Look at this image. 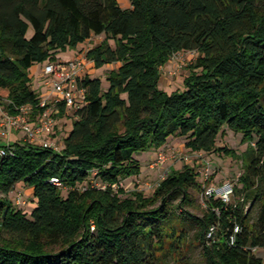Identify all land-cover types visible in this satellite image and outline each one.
I'll list each match as a JSON object with an SVG mask.
<instances>
[{
	"label": "trees",
	"instance_id": "16d2710c",
	"mask_svg": "<svg viewBox=\"0 0 264 264\" xmlns=\"http://www.w3.org/2000/svg\"><path fill=\"white\" fill-rule=\"evenodd\" d=\"M101 35L86 56L116 67L107 87L88 73L80 80L86 102L72 108L62 148L0 144V264H190L192 223L206 264H264V0H0L4 107L29 105L35 120L46 107L30 68ZM180 51L198 57L169 93L161 68ZM227 128L248 143L244 169L231 201L206 197L203 217L187 209L202 190L189 165L150 195L120 185L141 174L137 155L173 137L234 153L217 145ZM22 185L33 191L30 212L13 199Z\"/></svg>",
	"mask_w": 264,
	"mask_h": 264
},
{
	"label": "rangeland",
	"instance_id": "374dc122",
	"mask_svg": "<svg viewBox=\"0 0 264 264\" xmlns=\"http://www.w3.org/2000/svg\"><path fill=\"white\" fill-rule=\"evenodd\" d=\"M119 2L123 7H128L130 3L129 0H119ZM103 38L104 35L95 36L92 40H89L76 48L78 51L77 53L74 52L73 56L88 50L95 44L99 43ZM71 51L72 49H68L61 52L59 57L64 58L69 56ZM197 57V51H180L176 53L171 60L161 68V88L169 93L176 89H182L184 87V78L189 73V66L197 60ZM46 63L47 61L36 63L30 68L33 88L39 93H41L42 90L43 92L48 91L47 86H45L48 81L44 72V65ZM115 67L116 65H105L100 68H95L93 65H90L86 73L92 77H100L103 81L104 87H107V73L111 68ZM1 102H3V100H1ZM73 111L74 109H69V113L66 115L67 120L65 122H60V118H57V126L51 138L60 149L63 145V133L65 130H69L72 126L73 118L71 115ZM0 144H3L2 140H0ZM217 145H226L227 147L233 149L234 153L228 154L223 152L207 153L192 151L185 146V138L173 137L160 149L153 148L137 155L141 164V174L121 181L120 185L128 193L133 190H139L147 195H150L159 183L171 172V170H181L185 165H189L198 173V181L202 184V190L196 189L191 191L193 201L192 205L188 206L187 209L197 218H201L207 211V188L210 186L220 187L229 180L236 182L237 178L244 169V154L247 150L248 143L243 141L242 133H237L227 128L226 132L218 137ZM161 149H164L168 158L164 163H157L158 153ZM207 168L210 169V176L208 181H205L204 173ZM63 193L66 195L67 190H64ZM19 196L21 197L20 203L17 202ZM13 199L23 210L28 212L32 210L34 205L32 189L24 185L18 186L15 193H13ZM248 208H250V204H248L246 209ZM258 210V206L251 208V215L253 218L257 217ZM198 230L199 226L197 223L190 224V236L187 243L189 248L186 250V256L188 261H190V264H206L202 245L197 239ZM258 254L264 256V250L258 251Z\"/></svg>",
	"mask_w": 264,
	"mask_h": 264
},
{
	"label": "built area",
	"instance_id": "2783aa9c",
	"mask_svg": "<svg viewBox=\"0 0 264 264\" xmlns=\"http://www.w3.org/2000/svg\"><path fill=\"white\" fill-rule=\"evenodd\" d=\"M90 63L92 61L87 58L86 51L69 59L58 58L54 61H47L44 65V72L48 78L46 84L50 90L49 94L43 96L41 100V105L46 107L45 110L33 120L31 106H21L17 113H11L0 100V136L10 143L13 132L21 130L25 133V140L59 150V146L51 138L57 126L56 115L60 113L62 106L66 107V111H68V109L86 102V90L80 85V80L87 74ZM167 158L164 149H161L158 153L157 163H164ZM209 170V168L205 170V181L209 179ZM238 180L239 177L236 182L229 180L220 187H208L207 197L214 196L221 198L224 202L231 201ZM53 182L61 184L59 178L56 177L53 178ZM17 202H21L20 196ZM238 230L237 226L236 231ZM211 235L212 233H209V236ZM232 241H234V237H232Z\"/></svg>",
	"mask_w": 264,
	"mask_h": 264
},
{
	"label": "crops",
	"instance_id": "0c3cea01",
	"mask_svg": "<svg viewBox=\"0 0 264 264\" xmlns=\"http://www.w3.org/2000/svg\"><path fill=\"white\" fill-rule=\"evenodd\" d=\"M129 2H130V0H129ZM129 6H130V3H129ZM77 51H78L77 49H72V51H71L69 56H66L64 58H61V57H59V58H61V59H69V58H71L74 55V52L77 53ZM83 52H85V51H83ZM83 52H80V53H83ZM90 65H92V63H90ZM45 86H47L48 91L43 92V90L42 91L40 90L42 96H45L46 93H47L46 95L49 94L48 92L50 90V87L47 84H45ZM68 112H69V109H68ZM66 120H67L66 116H64L63 118H60V122H63V121L65 122ZM71 128H72V126H71ZM71 128L69 130H65L63 135H66L71 130ZM23 139H25V133L23 131L19 130V131L13 132L10 141L11 142H16V141H21ZM0 140H2L3 144L7 143L6 139L3 138L2 136H0Z\"/></svg>",
	"mask_w": 264,
	"mask_h": 264
}]
</instances>
